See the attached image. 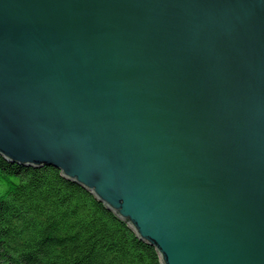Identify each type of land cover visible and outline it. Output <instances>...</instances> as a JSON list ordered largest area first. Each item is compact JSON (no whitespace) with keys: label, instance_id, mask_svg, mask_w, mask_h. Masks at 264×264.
Masks as SVG:
<instances>
[{"label":"water","instance_id":"water-1","mask_svg":"<svg viewBox=\"0 0 264 264\" xmlns=\"http://www.w3.org/2000/svg\"><path fill=\"white\" fill-rule=\"evenodd\" d=\"M0 155L161 264H264V0H0Z\"/></svg>","mask_w":264,"mask_h":264},{"label":"trees","instance_id":"trees-1","mask_svg":"<svg viewBox=\"0 0 264 264\" xmlns=\"http://www.w3.org/2000/svg\"><path fill=\"white\" fill-rule=\"evenodd\" d=\"M0 264H161L84 187L51 166L10 163L0 155Z\"/></svg>","mask_w":264,"mask_h":264},{"label":"bare ground","instance_id":"bare-ground-1","mask_svg":"<svg viewBox=\"0 0 264 264\" xmlns=\"http://www.w3.org/2000/svg\"><path fill=\"white\" fill-rule=\"evenodd\" d=\"M10 163H12V162H10ZM15 164H17V163H15ZM51 167H53V166H51ZM55 168V167H54ZM57 169V168H56ZM129 227V226H128ZM130 228V227H129ZM131 229V228H130ZM132 230V229H131ZM148 245H150L149 243H147ZM150 246H152V245H150ZM153 247V246H152ZM156 250V249H155ZM157 251V250H156Z\"/></svg>","mask_w":264,"mask_h":264}]
</instances>
